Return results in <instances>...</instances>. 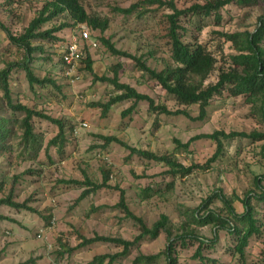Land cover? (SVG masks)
<instances>
[{
	"label": "rangeland",
	"instance_id": "rangeland-1",
	"mask_svg": "<svg viewBox=\"0 0 264 264\" xmlns=\"http://www.w3.org/2000/svg\"><path fill=\"white\" fill-rule=\"evenodd\" d=\"M142 1L79 0L90 17L107 20L108 27L101 33L86 24H79L57 34L66 40L70 33L77 37L84 27L96 43L94 48L85 45L92 61V73L85 69L82 62L73 82L65 78L59 63V52L63 45L46 41L33 43L43 48V53L37 51L30 63L34 74L39 78L50 76L61 86V91L49 86L33 92L27 84L25 72L13 68L10 80L13 99L61 120L65 126L67 144L61 158L55 148L47 150L53 161L49 163L46 147L58 129L49 123L35 121V131L42 136V149L36 158L22 156L17 150L0 157V170L6 173L7 179L4 189L0 191V199L5 198L9 189L13 188V201L24 205L19 209L0 207V215L5 218L0 220V264H86L96 255L119 252L121 247L111 243L78 247L79 236L88 239L98 235L132 241L139 235L140 225L125 217L122 209L114 207L119 200L115 186L124 189L128 209L142 219L148 228L161 215H165L172 237L191 230L205 241L213 238L212 226L200 228L191 223L185 224L187 216L184 211L190 213L214 192L221 190L236 213L241 214V200L245 195L260 192L254 186L255 177L262 178L261 189L264 188V140L234 139L225 142L222 156L209 169L193 170L186 176L177 175L172 179L161 175L168 168L166 165L147 161L137 155L129 157V151L118 143L105 144L101 139L115 137L131 148L158 155L170 154L178 163L188 167L204 164L214 153L215 144L198 140L184 149L178 148L176 141L185 144L194 136L219 130L225 133L263 130L251 104H247L242 97H229L226 94L211 101L203 121L194 120L198 116L197 105H178L154 81L143 75L134 61L114 57L106 51L100 38L109 39L117 49L133 56H145L147 66L156 71L172 64L166 22V14L170 11L155 5L139 4L131 15L121 12ZM172 1L178 9H186L194 4H204L206 0ZM44 3L45 0H0V23L11 34L19 35L37 16ZM139 12L146 13L143 17H137ZM220 14V24L216 25L212 17L205 20L199 33L194 30L190 33L216 59L215 68L204 85L216 83L220 72L232 68L229 57L236 52L233 45L219 34L253 32L259 18L264 17V0L245 6L233 2L224 7ZM62 22L71 23L68 17L62 16L46 24L42 30ZM23 55L24 52L10 44L0 31V70L23 61ZM45 55H49L50 59H43ZM115 66H119L117 73L121 83L152 97L156 104H162L169 110H186L191 119L183 115L154 114L148 110L146 102L138 103L136 110L122 116V112L132 104L131 101L115 104L103 115L96 104L106 103L118 92L108 82L95 81L94 76L111 78ZM81 123L85 126L74 134L73 128ZM103 171L109 172L110 188H103L80 203L75 201L82 188L61 183L82 181L83 172L93 182L100 183ZM14 177L17 180L12 185ZM170 182H173L171 188L168 187ZM145 186H150L154 191L148 199H143L138 193ZM252 203L256 206L257 217L264 218V203L255 200ZM95 206H99V211L91 212ZM208 209L226 214L218 199H213ZM260 241L251 242L246 250L245 264H259L264 258V237ZM166 245L165 233L154 240L146 238L138 249L113 264H132L138 254L154 255L162 252ZM197 246L194 241L185 248L177 245V264H196L198 260L192 256ZM231 246L232 238L220 232L216 246L205 249L203 256L215 260L214 264H238L237 258L228 255L227 248ZM156 264H166L164 255Z\"/></svg>",
	"mask_w": 264,
	"mask_h": 264
},
{
	"label": "trees",
	"instance_id": "trees-1",
	"mask_svg": "<svg viewBox=\"0 0 264 264\" xmlns=\"http://www.w3.org/2000/svg\"><path fill=\"white\" fill-rule=\"evenodd\" d=\"M256 1L206 0L204 4H194L186 9H178L172 0H143L142 3L138 2L125 10H121L122 13L131 15L138 9L139 4H143L145 6L155 5L159 9L166 8L170 11L169 14H166V22L167 38L170 47L169 55L172 64L165 66L160 71L148 67L144 60L145 56L136 57L119 50L109 39L100 38L99 40L110 55L124 57L134 61L143 75L147 76L149 80L154 81L178 105H197L198 116L194 120L203 121L207 116V110L211 105V101L226 94L229 97H242L247 104L253 106V111L258 115L263 126L262 131L225 133L219 130L211 134L194 136L185 144L176 141L177 147L184 149H187L191 143L198 140H208L215 144L214 153L204 164H192L188 167L178 163L170 154L158 155L154 152L131 148L115 137H101L104 143H118L129 151V157L137 155L147 161L166 165L168 168L161 175L170 176L173 179L177 175L186 176L193 170L209 169L222 156L225 142H230L234 139L264 140V17L259 18L258 25L253 32L219 34L226 42H230L233 45L236 53L229 57L232 68L227 72H220L218 80L214 84L204 85V82L214 70L216 59L202 43L197 41L195 35L192 34L191 36L190 34L193 30L199 33L203 28L205 20L212 17L216 25L220 24L222 19L220 11L231 3L234 2L237 5L245 6L251 5ZM145 13L139 12L137 17H143ZM62 16L68 17L71 23L62 22L58 26L42 30L46 24ZM79 24H86L92 30H97L101 33L108 27L107 20L90 17L79 3V0H45L37 16L29 22L28 26L19 35L11 34L0 23V31L4 33L7 41L24 52L23 61L16 64H9L6 68L0 70V157L10 155L13 151L17 150L22 156L24 155L32 159L36 158L42 149V136L35 131V121L49 123L58 129L57 134L48 141L46 147V155L49 163L53 162L47 154V150L50 148H55L60 158L64 156L67 138L65 136V126L62 121L50 117L42 111L24 105L21 102L15 101L12 96L10 80L13 68L16 67L25 72L27 84L33 92L37 88L46 89L49 86L57 91H61V86L50 76L39 78L34 74L30 63L34 60L37 51L43 53V48L40 45L34 46L33 43L46 41L51 42L53 45L64 46L68 42V38L65 40L57 34ZM83 51L86 53L82 62L85 63V69L92 73V61L90 60L85 45H83ZM60 55L61 50L59 52V63L62 65L64 71V65ZM151 55L154 54H149V56ZM43 59L49 60L50 56L45 55ZM118 68L119 66L113 68V76L111 78H97L94 76L95 81L108 82L118 92L117 95L110 98L106 103L96 104L101 108L103 115L113 105L131 101L132 104L122 112V116L136 110L138 103L146 102L148 110L154 114L167 116L183 115L190 118L186 110H169L162 104H156L152 97L138 92L128 84L121 83L118 79ZM262 156L264 158V147L262 148ZM16 180L17 177H14L12 185ZM6 181V173L0 170V191L4 189ZM108 182L109 172L106 171L102 172V181L100 183H95L90 180L84 172L82 181H61V183L74 185L80 189L82 188L80 195L75 201L76 203H80L103 188H110ZM261 182L262 178H254V186L260 192H248L245 195L241 200V204L243 205V212L241 214L236 213L231 201L226 199L221 190L214 192L201 206L190 211V213L187 214L184 211L187 216V222L185 224L191 223L200 228L208 225L212 226L213 238L210 241L199 238L191 230L182 231L181 234L172 237L171 230L168 226L169 220L165 215H161L159 220L148 228L142 219L135 216L128 209L124 189L115 186L114 189L119 193V200L114 207L122 209L125 217L134 220L140 225L139 235L132 241L98 235L88 239L79 236L80 243L78 247H86L95 243H111L116 247H121V250L115 254L96 255L86 263L113 264L116 260L126 258L132 250L138 249L146 238L154 240L161 233H165L167 236V245L162 252L154 255L138 254L133 259L132 264H156L162 255L166 259V264H177L178 253L176 246L185 248L192 241L198 244L192 256L193 259L198 260L196 264H214L215 260L203 256V251L214 248L218 243L219 233L225 232L233 240V246L227 248L228 255L233 259L237 258L238 264H245L246 250L249 248L251 242H261L260 239L264 237V218L260 219L257 217L256 206L252 203V200H255L257 203H264V188L261 189ZM172 185L173 182H170L168 187L171 188ZM138 193L143 199H148L154 191L150 186H145ZM13 195V188H10L8 195L0 199V207L7 206L17 209L24 207V205L17 204L13 201ZM213 199H218L222 202L226 211L225 215L223 214L224 212H215L208 209V205L212 203ZM99 209V206H95L90 211L97 212ZM3 219L5 218L0 215V220ZM259 264H264V258Z\"/></svg>",
	"mask_w": 264,
	"mask_h": 264
},
{
	"label": "built area",
	"instance_id": "built-area-1",
	"mask_svg": "<svg viewBox=\"0 0 264 264\" xmlns=\"http://www.w3.org/2000/svg\"><path fill=\"white\" fill-rule=\"evenodd\" d=\"M77 37L74 33H70L68 42L62 47L60 55L64 65V76L70 82L77 78L76 72L82 66V60L85 58L83 45L96 47V43L92 41L90 34L84 27L79 30ZM84 126L85 124L81 123L74 127L73 133L76 134L78 129ZM51 224H53V220Z\"/></svg>",
	"mask_w": 264,
	"mask_h": 264
}]
</instances>
